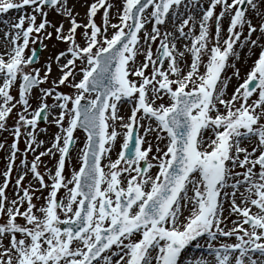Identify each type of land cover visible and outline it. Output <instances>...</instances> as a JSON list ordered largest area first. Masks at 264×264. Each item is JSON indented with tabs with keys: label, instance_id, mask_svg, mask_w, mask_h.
Masks as SVG:
<instances>
[{
	"label": "snow or ice",
	"instance_id": "1",
	"mask_svg": "<svg viewBox=\"0 0 264 264\" xmlns=\"http://www.w3.org/2000/svg\"><path fill=\"white\" fill-rule=\"evenodd\" d=\"M12 10L23 14L0 20V131L19 110L0 183V264H264V0H94L83 25L69 0H0V14ZM49 11L69 20L66 34ZM49 27L67 48L55 57L66 60L58 82L45 89L51 66L41 77L35 49H26L46 47ZM237 46L256 58L226 99L232 76L240 78L230 63L240 59ZM42 114L59 129L46 148L36 134ZM21 136L22 171L9 200ZM73 149L79 167L69 175ZM45 156L55 160L47 177ZM29 172L39 187H24Z\"/></svg>",
	"mask_w": 264,
	"mask_h": 264
},
{
	"label": "rangeland",
	"instance_id": "2",
	"mask_svg": "<svg viewBox=\"0 0 264 264\" xmlns=\"http://www.w3.org/2000/svg\"><path fill=\"white\" fill-rule=\"evenodd\" d=\"M75 0H69V4L74 3ZM77 2L79 0H76ZM17 2H19V0H17ZM92 2H94V0H87L84 5H82V9L80 11H85L86 9H88V7H86L88 4H91ZM111 2H113L116 5H119L120 0H111ZM203 2L205 3V6L207 4V0H203ZM81 3V1H80ZM73 9V13H76L78 10L76 9V4L74 3L73 6H70ZM29 14L31 13V9H27L26 10ZM82 11V12H83ZM87 11V10H86ZM113 11H115V8L113 9ZM217 11H219V9H217ZM102 12L103 10L101 9L100 13L97 14L96 17V22L99 25L101 23V16H102ZM78 13V12H77ZM76 13V14H77ZM115 13V12H114ZM23 13H17L15 10L10 11L7 14H0V20L2 19H12V20H16L18 19L19 15H21ZM115 14H113V19L112 22L113 23H117L118 21L115 19ZM78 16V15H77ZM76 17V21L83 25L87 22V19H81L80 17ZM48 20L52 23L55 24L57 26H59L60 24H63L64 26V31L65 34L67 33L68 28L70 27V23L68 24L67 21L65 20V17L58 15L57 13L53 12V11H49V15H48ZM40 21V17L37 18V23H39ZM27 23V22H26ZM254 23H258L257 20H254ZM228 25V21L225 20L223 21V27L226 29ZM150 28V25L148 26ZM7 28L4 24L0 23V38L3 37V33L4 31H6ZM187 30V29H186ZM48 32H52L53 36L52 39H43V45H45L46 47L41 46V55L39 60L37 61V63L35 65H33L35 68L40 69V75L41 77H43L44 71L46 69L47 65L51 66V72L48 76V80L47 83L40 85V88H52L53 87V81L58 82L60 76H61V71H60V67L62 63H65L66 60L62 59L60 63L56 62L55 57L61 53L66 51L67 45L65 43H63L62 41L56 40L55 39V31L52 27H49L47 29ZM83 29H78V33H77V39H81L79 33L82 32ZM111 32V30H110ZM196 32L198 34V26L196 29ZM226 31L224 33H222V39L226 37ZM33 37H35V34H33ZM43 38V37H42ZM253 39H255V34L253 36ZM1 43V42H0ZM184 42L181 41L180 44L178 46H182ZM35 45L36 44H29V48L26 49V54L30 55L31 54V49H35ZM4 49L1 48L0 46V53L3 52ZM237 50L240 51V59L236 60L235 58H233L230 63H235L236 68H238L240 70V78L239 80H237V78L235 76H232V73L234 71L233 68H229L226 75L228 76H232L231 81L229 82V87L227 89V95H226V99L229 98L234 89L238 86L239 83H242L243 80L246 78V74L249 71L253 60L256 58L254 55H251L248 52L247 48H244L243 50H240L237 46ZM258 53V49L256 50ZM189 62H190V55L187 57ZM143 59V57H137V62L139 63L141 60ZM245 59V60H244ZM203 69H201L202 71ZM77 71H79V67H77ZM79 79V76H77V80ZM40 88L37 89H33L31 96H30V103L32 105V109H35L38 104L40 103L39 100V96H40ZM57 91L64 93V94H68L70 92L73 91V89L66 87L64 85H60L57 89ZM17 92V86H14L11 90V94L14 97H17L16 95ZM18 98V97H17ZM49 104L53 103V101L51 100V98H49V100L47 101ZM128 105H125L121 111H120V115H127L128 114ZM19 110V108L14 109L12 114L10 115V117L7 120V125L6 127L8 128V131H0V143H3L5 145V147L3 149H0V183L3 182V172L6 170L7 168V164H8V156L10 154V145L13 142V135L11 132V129L15 126V121H16V113ZM39 129H46V132H41L39 131ZM23 131V129H22ZM59 131V129L55 126L54 123H49V122H44V123H39L38 125V129H37V137L39 136L42 141H45V145L44 147H48L49 146V142L54 138V135ZM77 139H78V143H77V148L82 147L83 144V140H84V134L82 132H80L79 130L75 133ZM25 136H21L20 138V143H19V148H20V152L17 154V159H16V166L13 169L12 172V176H11V182L10 185L6 191V195L8 196L9 200L14 199L13 196H15V180L17 179L18 175L21 173L22 168H21V160L24 159V149H25ZM122 142V137L120 138V140H118L117 142V148L116 151H113L112 158L113 160L116 158L118 149H119V144ZM41 150L39 151H43L44 148H40ZM249 150H251V148L249 147ZM37 151V153L39 152ZM34 159V155L31 152L27 153V160L29 161V164L31 163V161ZM42 163L39 165V171L44 174L47 177V171L48 169H54L55 166V160L49 156H45L41 158ZM47 162V163H46ZM45 165H47V168H45ZM79 167V160L77 158V153H76V149H73L72 151V156L71 159L68 162V166L66 169V174L71 173L73 168H77ZM156 169H153V172H155ZM50 183V181H49ZM29 184H31L33 187H39V184L37 181H35L34 179H32L31 177V173L29 172L28 175L25 178L24 181V187H28ZM41 193L40 192H35L34 193V197L35 196H40ZM33 203H35L37 206L41 205L43 203L42 200H36L35 198L33 199ZM239 203V200H238ZM225 212H227V210H225ZM38 214V213H37ZM227 217L229 216L228 213ZM233 217V216H232ZM232 217L228 218L229 220L232 219ZM4 222H6V217H0V224H3ZM18 222H21V220H19L18 218ZM228 227L231 228L232 226H230V224L228 223ZM8 241L5 240L4 243H7ZM231 242H234L231 241ZM218 246V244H217ZM206 247V246H205ZM193 254H197V255H201L203 254L201 251H196ZM196 255V256H197Z\"/></svg>",
	"mask_w": 264,
	"mask_h": 264
},
{
	"label": "bare ground",
	"instance_id": "3",
	"mask_svg": "<svg viewBox=\"0 0 264 264\" xmlns=\"http://www.w3.org/2000/svg\"><path fill=\"white\" fill-rule=\"evenodd\" d=\"M80 1H81V3H80ZM87 0H79L78 2L75 0L74 1V3L76 4V9L78 10L77 12V14L76 13H73V15H74V17L75 16H77V17H80L81 19H86L87 18V16H86V11H80L81 9H82V5H84V3L86 2ZM74 3H71L70 2V6H73V4ZM113 10V9H112ZM111 12H114V11H111ZM65 20L67 21L68 19L67 18H65ZM69 22V20L67 21V23ZM69 24V23H68ZM70 26V25H69ZM1 48L2 49H4V45H3V43L1 44ZM245 60V59H244ZM38 138V140H42L39 136L37 137ZM39 150H41V149H38L37 151H39ZM38 154V153H37ZM47 163V162H46ZM13 198H16L15 196H13ZM191 254V253H190ZM191 255H194V254H191ZM194 256H196V255H194ZM199 256H201V255H198L197 256V258H199Z\"/></svg>",
	"mask_w": 264,
	"mask_h": 264
},
{
	"label": "water",
	"instance_id": "4",
	"mask_svg": "<svg viewBox=\"0 0 264 264\" xmlns=\"http://www.w3.org/2000/svg\"><path fill=\"white\" fill-rule=\"evenodd\" d=\"M36 57V56H35ZM35 57H34V59H35Z\"/></svg>",
	"mask_w": 264,
	"mask_h": 264
}]
</instances>
